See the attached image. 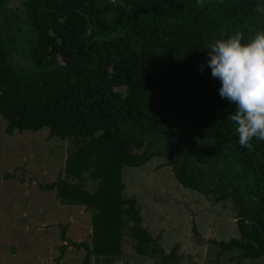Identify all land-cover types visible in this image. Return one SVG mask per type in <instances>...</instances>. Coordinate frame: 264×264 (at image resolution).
<instances>
[{"label":"trees","instance_id":"obj_1","mask_svg":"<svg viewBox=\"0 0 264 264\" xmlns=\"http://www.w3.org/2000/svg\"><path fill=\"white\" fill-rule=\"evenodd\" d=\"M11 16L0 20L4 132L45 127L66 141L62 169L38 187L89 211V243L60 225L58 257L81 248L79 264H115L125 234L153 264L178 263L177 246L164 251L123 195L122 167L158 156L183 188L231 202L237 236L208 239L215 263L264 259V141L239 144L207 63L216 40L264 31L257 0H23Z\"/></svg>","mask_w":264,"mask_h":264},{"label":"rangeland","instance_id":"obj_2","mask_svg":"<svg viewBox=\"0 0 264 264\" xmlns=\"http://www.w3.org/2000/svg\"><path fill=\"white\" fill-rule=\"evenodd\" d=\"M22 1L5 0L0 20L5 16L11 22L13 13L20 15ZM257 1L264 14V0ZM18 41V49L27 44L21 38ZM15 56L21 63L22 57ZM4 124L0 117V264H79L84 253L81 248L68 247L58 257V246L64 243L59 230L65 225V237L89 243V211L77 205H61L53 191L38 187L53 180L62 169L66 141L48 138L45 127L14 130L7 135ZM163 161L153 156L142 165L122 167L123 195L135 197L141 224L152 236H160L164 251L177 246V264H236L228 260V255L215 263L216 247L208 242L237 236L231 202H213L183 188ZM4 173L13 177L2 179ZM121 244L115 264H153L133 252L125 234ZM240 264H264V259L243 260Z\"/></svg>","mask_w":264,"mask_h":264},{"label":"clouds","instance_id":"obj_3","mask_svg":"<svg viewBox=\"0 0 264 264\" xmlns=\"http://www.w3.org/2000/svg\"><path fill=\"white\" fill-rule=\"evenodd\" d=\"M202 6L203 0H197ZM243 33L209 45L207 62L221 82L219 94L234 105L227 119L234 122L239 144L252 150L253 138L264 141V31L242 43ZM203 71V65L201 66Z\"/></svg>","mask_w":264,"mask_h":264}]
</instances>
